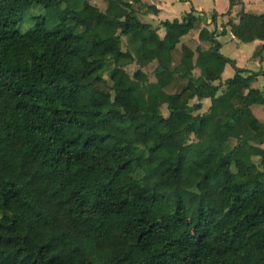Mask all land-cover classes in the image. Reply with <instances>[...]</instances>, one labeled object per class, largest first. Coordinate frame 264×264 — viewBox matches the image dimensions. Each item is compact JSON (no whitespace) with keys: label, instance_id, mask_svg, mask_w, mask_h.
I'll list each match as a JSON object with an SVG mask.
<instances>
[{"label":"trees","instance_id":"16d2710c","mask_svg":"<svg viewBox=\"0 0 264 264\" xmlns=\"http://www.w3.org/2000/svg\"><path fill=\"white\" fill-rule=\"evenodd\" d=\"M228 1L217 34L144 0H0V264H264V71L218 39L263 59L264 12ZM36 5L59 22L21 32Z\"/></svg>","mask_w":264,"mask_h":264},{"label":"rangeland","instance_id":"374dc122","mask_svg":"<svg viewBox=\"0 0 264 264\" xmlns=\"http://www.w3.org/2000/svg\"><path fill=\"white\" fill-rule=\"evenodd\" d=\"M89 1L92 2L93 4L97 5L103 11L107 8V0H89ZM207 1H208L209 5H212L214 3L213 0H207ZM216 2L218 5V8H220V9L222 8V11L225 10L228 6V0H216ZM251 3H252V5H255V6L260 5V3H261V11L264 10V0H253V1H251ZM182 4H184V3L182 2ZM190 7L192 8V6H190ZM204 7L209 8L207 5H205ZM240 8H241V6L239 5L237 8L238 10L233 12L234 15L231 17L228 16L226 18V20L228 21V19H237V12L240 10ZM43 11H45V10L40 5H36V6L32 7L29 10V12L19 22L18 29L21 32H26V31L30 30L31 28H33L37 22V19H38L36 16L38 14L42 13ZM60 14H61V8L59 6H54V7L50 8L49 10L45 11L47 26L52 27L55 24H57L60 20ZM147 18L148 17H144L143 19L148 20L149 18L148 19ZM205 22H208V19L205 18ZM215 27L216 28L219 27V32L222 31V24L220 26L218 23H216ZM113 29L115 31H117L116 28H113ZM183 29H186L188 34H186L184 30L179 33V38H180L181 42H187L189 40H193L192 36L194 35L195 31L193 29H188L186 26ZM218 39L222 43L221 52L225 56L230 57L232 59H235L236 62L238 61V63H237L238 66L243 68L244 65H250L252 63L250 61V57H251V54L253 52V44L240 42L237 39L232 38L231 33H227L226 35H220V36H218ZM178 59H179V54L176 55V60H178ZM137 68H138V65L136 63H130L127 65V69L131 74ZM262 68H264V67H261L258 71H263ZM146 69L148 70V72L150 73V75L152 77L154 66L150 65ZM227 70H228V72H231V74L234 73V68L231 64L227 65L226 71ZM226 71H225V73H226ZM194 72H195V74L198 75L200 73V70L196 68ZM262 82L264 83V79ZM253 84L255 86H259V83H253ZM209 104H210V99H204L203 108L200 112H204L207 109V107L209 106ZM226 110H227V108L223 107L221 109V112H225ZM253 111H254L255 115L260 120L264 121V105H257V104L254 105ZM160 113L164 116L168 115V110H167L166 106L162 107V109L160 110ZM179 139H181V137H179ZM238 165L244 166L240 160L238 161ZM232 171H234V168H226L225 173H226V175H229ZM260 183H264V172L262 173L260 180L255 182V185H259Z\"/></svg>","mask_w":264,"mask_h":264},{"label":"crops","instance_id":"0c3cea01","mask_svg":"<svg viewBox=\"0 0 264 264\" xmlns=\"http://www.w3.org/2000/svg\"><path fill=\"white\" fill-rule=\"evenodd\" d=\"M144 1H147L151 4H154L156 6V8L158 9L157 13L150 12L145 16V17L149 18V19L147 18L148 20H150L151 22H153L155 24H157L161 20H165V19L172 20L174 18H181L186 12L191 11L192 9H196V10L203 13V15H202L203 23L204 24L208 23L209 29L211 31L216 30L217 34L219 33V27L218 28L215 27L216 23H218L221 26V24L227 22L226 18L228 16L229 17L233 16L234 15L233 12L237 11L238 10L237 8L239 6V5L234 6L232 8L231 15H227L225 13L229 10V1H228L227 8L223 11H222V8L221 9L218 8L216 0H213L214 3L212 5H209L207 0H144ZM243 1H244V8L246 11H252V12H256V13L264 12V10L261 11V3H260V5L255 6V5H252V3H251V1H253V0H243ZM182 2L184 4H182ZM205 5H207L209 8L204 7ZM190 6H192V8ZM215 13H217L216 22H214V19H213V16ZM205 18L208 19V22H205ZM234 21L237 22L238 20L234 19ZM194 31H195V33L192 37L197 38L198 32L196 30H194ZM185 33L188 34L187 32H185ZM228 33H231V32L229 31ZM232 38L237 39L233 35H232ZM237 40L240 41L239 39H237ZM261 43H262L261 40H255L254 42L250 43V44H253V52H252L251 57H250V61L252 63L250 65H244L243 68L249 69V70L254 69L253 71H258L261 67H264V58L263 59H261V58L254 59L253 58V53H254L256 47ZM237 63H238V61H237ZM227 65H226V67H227ZM226 67H225V70L223 72V77H222L224 80H226L228 77H231L234 74V73L231 74V72H228V70L226 71ZM262 70L264 71V68H262ZM225 71H226V73H225ZM263 79H264V76L260 75V76H258V81L255 82V83H259L258 87H260V88H264L263 87L264 83L262 82ZM253 86H255V85L253 84Z\"/></svg>","mask_w":264,"mask_h":264}]
</instances>
